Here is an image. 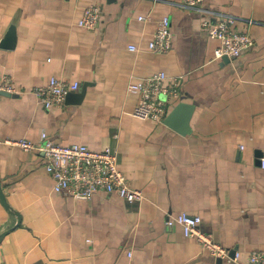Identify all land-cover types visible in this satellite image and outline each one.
<instances>
[{"label": "crops", "instance_id": "obj_1", "mask_svg": "<svg viewBox=\"0 0 264 264\" xmlns=\"http://www.w3.org/2000/svg\"><path fill=\"white\" fill-rule=\"evenodd\" d=\"M181 2L0 0V77L17 89L0 92V264H243L264 251V0L205 1L249 30L254 46L236 58H214L218 41ZM91 4L101 20L87 30L77 23ZM163 16L172 47L158 54L147 45ZM157 71L180 78L165 117L179 103L191 107L184 134L132 115L138 96L127 85ZM51 76L80 87L45 109L32 89ZM42 131L116 151L127 184L144 198L55 192L42 153L4 142H38ZM182 211L199 216L226 252L213 256L167 226Z\"/></svg>", "mask_w": 264, "mask_h": 264}, {"label": "built area", "instance_id": "obj_2", "mask_svg": "<svg viewBox=\"0 0 264 264\" xmlns=\"http://www.w3.org/2000/svg\"><path fill=\"white\" fill-rule=\"evenodd\" d=\"M205 1L182 0L181 6L199 13L201 29L210 38L218 41L219 44L213 52L214 58H236L251 50L254 40L249 30H236L233 26L236 18L232 14L209 8ZM138 18L143 20L146 17ZM100 20V6L91 4L83 8L77 24L81 28L94 30ZM147 46L150 51L158 54H165L171 50L172 33L168 16H163L156 22ZM128 48L135 51L138 46L130 44ZM179 82L180 78L170 77L165 71H157L129 82L127 91L138 96L132 115L142 120L163 122L166 115V99L180 97ZM79 87L77 81L68 82L51 76L44 85L33 88L32 93L45 109H50L62 105L65 97L70 92L77 91ZM16 91L11 79L7 75H2L0 92L13 94ZM4 142L25 151L42 153L44 167L53 181L54 191L66 192L75 200H89L99 192L115 193L128 202H139L144 198L141 190L127 184L126 177L118 166L117 152L109 147L99 150L83 143L62 144L51 140L45 131L41 132L38 142H31L25 138L6 139ZM259 161L264 169V157ZM200 221L199 216L182 211L175 216H169L166 224L169 227L178 225L184 236L195 238L201 247L213 256H221L226 249L199 227ZM131 256L132 252L128 251L129 260ZM237 258L236 253L234 259ZM243 264H264V251L249 252Z\"/></svg>", "mask_w": 264, "mask_h": 264}, {"label": "water", "instance_id": "obj_3", "mask_svg": "<svg viewBox=\"0 0 264 264\" xmlns=\"http://www.w3.org/2000/svg\"><path fill=\"white\" fill-rule=\"evenodd\" d=\"M190 110L191 107H189L187 104L179 103L168 113L163 122L176 129L178 132L184 134L189 131L188 117ZM0 197L2 200H4L1 188Z\"/></svg>", "mask_w": 264, "mask_h": 264}]
</instances>
